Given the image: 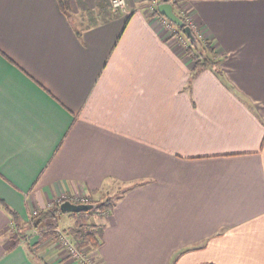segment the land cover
Masks as SVG:
<instances>
[{
	"label": "crops",
	"instance_id": "0c3cea01",
	"mask_svg": "<svg viewBox=\"0 0 264 264\" xmlns=\"http://www.w3.org/2000/svg\"><path fill=\"white\" fill-rule=\"evenodd\" d=\"M150 2L0 0V264H76L30 215L124 190L59 216L92 264H264V0H180L204 66Z\"/></svg>",
	"mask_w": 264,
	"mask_h": 264
},
{
	"label": "trees",
	"instance_id": "16d2710c",
	"mask_svg": "<svg viewBox=\"0 0 264 264\" xmlns=\"http://www.w3.org/2000/svg\"><path fill=\"white\" fill-rule=\"evenodd\" d=\"M162 1H169V0H162ZM59 5L62 10L66 12H70V0H58ZM174 7L176 8L177 14L184 20L185 24L188 25L186 19L184 16L180 14L179 4L174 3ZM155 14L161 15V12L159 11V8L157 7L154 12ZM179 31H182V27L178 26ZM197 39L200 42V48H198L196 45H194L192 42H190V45L188 46L187 50L191 51L193 50H202L201 55H204L203 57H200L198 59L197 65L198 66H204L207 64H212L215 62V59L208 55L207 53H214V48L212 43L207 39H202L197 36L195 33ZM126 190L122 191V195L124 194ZM122 195H118L116 197L113 196H107L104 199H98V200H91L92 203H96L97 207L95 209L89 210V211H82V212H88V213H99L101 211H105L110 213L113 208L115 207L117 200L121 198ZM2 203L3 200L0 199ZM6 209L9 211V213L12 215L13 219H16L17 214L14 210L10 209L6 204L4 205ZM62 213L61 209V203L52 204L46 209L39 210L37 213H32L29 218V227L33 229H41L43 235H47L49 233H54L56 237H60L59 233V216ZM105 229V225H89V224H82L80 226H75L70 230V234L74 236V240L77 244V246H83L85 244H90L94 247H98L102 244L103 241V231Z\"/></svg>",
	"mask_w": 264,
	"mask_h": 264
},
{
	"label": "built area",
	"instance_id": "2783aa9c",
	"mask_svg": "<svg viewBox=\"0 0 264 264\" xmlns=\"http://www.w3.org/2000/svg\"><path fill=\"white\" fill-rule=\"evenodd\" d=\"M160 2H162V0H151V2L148 5L149 11L153 13L154 10L158 7ZM168 2L172 3L173 5H174V3H178L180 14L185 17L188 25L192 28L193 32L196 33L198 37H200L202 39H206V38H204L201 31L198 29V26L192 20V18L186 15L185 8L183 7V4L180 3V0H169ZM113 4H114L115 8L125 9L127 6V0H113ZM159 16L161 18H163V21H164V24L166 25V27L173 34L178 35V38L180 39V41L187 48L190 44V41H189L188 37L185 35V33L183 31H179L178 25L175 22H173L172 20H170L169 18H167L166 16H164L163 14H161ZM72 199H75V198L65 196L63 198H59L58 201L61 203L65 200L71 201ZM76 200H78V199H76ZM76 202H78V201H76ZM37 212H38V210H34L32 213L35 214ZM36 232L42 234L41 229L36 230ZM59 233H60L59 239L64 244L63 246L66 247V249L71 254H73L75 257L78 258V261L80 262V264L81 263L82 264H89L88 256H86L84 252H82L81 250H79V248H77L76 244L71 240V238H69L65 233H63V231H61V229L59 230Z\"/></svg>",
	"mask_w": 264,
	"mask_h": 264
},
{
	"label": "water",
	"instance_id": "95a60500",
	"mask_svg": "<svg viewBox=\"0 0 264 264\" xmlns=\"http://www.w3.org/2000/svg\"><path fill=\"white\" fill-rule=\"evenodd\" d=\"M159 11L175 22L178 26L182 27V31L185 35L191 40V42L200 48V42L197 39L195 33L193 32L192 28L189 25H186L184 20L175 12L174 5L168 1H162L158 5ZM97 207L96 203L87 202V203H76L70 200H65L61 203V209L63 212L67 211H74V212H81V211H89L95 209Z\"/></svg>",
	"mask_w": 264,
	"mask_h": 264
},
{
	"label": "rangeland",
	"instance_id": "374dc122",
	"mask_svg": "<svg viewBox=\"0 0 264 264\" xmlns=\"http://www.w3.org/2000/svg\"><path fill=\"white\" fill-rule=\"evenodd\" d=\"M120 193H122V192H116L115 194H113V195H108V196H113V197H116V195H119ZM65 196H69V197H72V198H75V199H72L71 201L72 202H76V201H78V202H76V203H87V202H91V200H93V199H91L90 197H87V196H85L84 194H78V197L76 196V195H72V194H70V193H68V194H63L62 196H60V198H63V197H65ZM105 197H107V196H105ZM104 197V198H105ZM103 198V199H104ZM59 199V198H58ZM58 199L57 200H55L54 202H52L51 203V205L54 203V204H56V203H60L59 201H58ZM76 199H78V200H76ZM62 203V202H61ZM98 214H100V215H106V214H108V212H105V211H101V212H99ZM29 221V220H28ZM60 225H62L63 227H66V222H63V220H62V222H60ZM82 225V224H81ZM78 226H80V225H78ZM61 231H63V233H65L69 238H71V240L76 244V242H75V238H74V236H72L71 234H70V232L68 231V230H66V229H61ZM24 232H25V236H27V235H29V234H31V228L29 227V225L28 226H24ZM60 240V239H59ZM60 243H61V245L63 246L64 244L60 241ZM90 245V244H89ZM76 246H77V244H76ZM92 246V245H91ZM94 249H96V247H94V246H92ZM77 248H79V250H81L82 252H86V250H85V246H77ZM63 251H64V253H65V255L66 256H68V260L69 261H71V262H73V263H76V264H80V262L78 261V258L77 257H75L73 254H71L67 249H66V247H64L63 246ZM86 256H88V258H89V264H92L93 262H94V259L92 258V256H90L89 255V253H88V255L87 254H85ZM40 256V255H39ZM43 259V258H42ZM82 264V263H81Z\"/></svg>",
	"mask_w": 264,
	"mask_h": 264
}]
</instances>
